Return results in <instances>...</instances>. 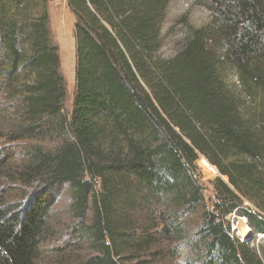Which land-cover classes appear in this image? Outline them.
Here are the masks:
<instances>
[{"label": "trees", "instance_id": "trees-1", "mask_svg": "<svg viewBox=\"0 0 264 264\" xmlns=\"http://www.w3.org/2000/svg\"><path fill=\"white\" fill-rule=\"evenodd\" d=\"M48 1L0 0V110L15 118L1 137L35 142L18 169L0 152V173L27 187L17 210L0 191V264H38L64 188L72 232L92 251L80 264H154L163 249L152 231L180 241L194 213L199 264H264V236L250 248L228 218L264 235V0H203L210 22L168 58L158 52L171 0H66L69 108ZM200 157L219 175L211 197Z\"/></svg>", "mask_w": 264, "mask_h": 264}, {"label": "rangeland", "instance_id": "rangeland-1", "mask_svg": "<svg viewBox=\"0 0 264 264\" xmlns=\"http://www.w3.org/2000/svg\"><path fill=\"white\" fill-rule=\"evenodd\" d=\"M42 9V4L39 3L37 12ZM46 9L49 16V27L52 37L58 46V55L61 62V73L64 76L66 84L67 98L65 106L67 108L71 105L72 94L74 91V68H75V54H74V37L73 25L74 16L70 12L66 0H49L46 3ZM210 11L206 8L203 0H171L167 9L165 21L162 25L161 32V48L159 55L168 58L178 52L187 37L191 28H199L207 25L210 22ZM227 80L235 85L237 84V75L232 69H227L225 74ZM15 118L10 112L0 110V152L1 157L7 151L9 153L10 162L7 166L15 169L24 165V151L35 144L34 141H8L6 135L13 128ZM43 146L52 145L48 141L40 142ZM2 152H5L2 155ZM207 161V160H206ZM208 163V161H207ZM204 162L201 157L196 161V169L204 185L206 197H211L212 187L210 181L216 176H219L217 171ZM212 166V165H211ZM213 167V166H212ZM215 169V168H214ZM216 170V169H215ZM226 180V178H223ZM27 187L17 182L13 176L0 173V191L4 192L3 198L8 210H17L20 208L26 196ZM71 199L69 197L67 188H64L58 196L54 206L51 210V223L55 229V237L48 241L41 248V254L38 264H80V262L88 255L92 254L91 250L82 244L77 239L72 231L74 229L75 219L71 214ZM243 205L252 207V204L244 200ZM91 216V211L87 213V219ZM231 222L232 229L230 231L233 237L243 236L244 239L250 236V228L247 225V219L238 214H230L228 216ZM198 214L185 215L183 217L184 236L180 241L170 239H161L162 236L155 234L157 238L156 247L163 249L161 255L155 260L154 264H199L202 255V245L196 236L198 229ZM262 235L261 237H263ZM256 234L251 236L249 243L250 248L258 250L257 245L259 239ZM161 240V241H160Z\"/></svg>", "mask_w": 264, "mask_h": 264}, {"label": "bare ground", "instance_id": "bare-ground-1", "mask_svg": "<svg viewBox=\"0 0 264 264\" xmlns=\"http://www.w3.org/2000/svg\"><path fill=\"white\" fill-rule=\"evenodd\" d=\"M201 159H202L204 162L207 163V161L205 160V158L201 157ZM207 164H208V163H207ZM205 167L212 168L214 171H216V170L214 169V167H212L211 165H210V166L205 165ZM247 225H248V224H247ZM240 237H241V236H240ZM241 238L244 239L243 236H242Z\"/></svg>", "mask_w": 264, "mask_h": 264}, {"label": "built area", "instance_id": "built-area-1", "mask_svg": "<svg viewBox=\"0 0 264 264\" xmlns=\"http://www.w3.org/2000/svg\"><path fill=\"white\" fill-rule=\"evenodd\" d=\"M230 224H231V222H230ZM231 231H234V229H232V226H231ZM258 237H261L262 235H257ZM239 238L242 240V238L239 236Z\"/></svg>", "mask_w": 264, "mask_h": 264}, {"label": "water", "instance_id": "water-1", "mask_svg": "<svg viewBox=\"0 0 264 264\" xmlns=\"http://www.w3.org/2000/svg\"><path fill=\"white\" fill-rule=\"evenodd\" d=\"M251 236H252V234L250 233V236L248 238L246 237L245 240L250 241L251 240Z\"/></svg>", "mask_w": 264, "mask_h": 264}]
</instances>
